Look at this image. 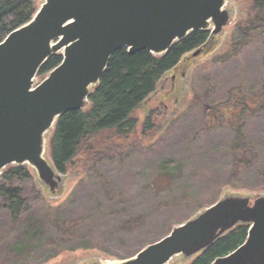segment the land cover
Instances as JSON below:
<instances>
[{
	"label": "rangeland",
	"instance_id": "1",
	"mask_svg": "<svg viewBox=\"0 0 264 264\" xmlns=\"http://www.w3.org/2000/svg\"><path fill=\"white\" fill-rule=\"evenodd\" d=\"M32 1L38 8L44 0ZM223 8L229 22L197 55L184 54L162 75L132 112L134 130L91 136L64 173L54 169L61 176L55 193L25 164V215L37 216L43 233L22 244L25 256L13 258L10 247L22 228L0 209V264L122 261L227 194L264 195V110L249 112L240 126L228 118L235 102L264 101V22L249 21L256 17L250 0H225ZM204 106L220 111L215 120L204 116ZM50 136L44 157L52 164ZM238 146L249 161L235 172ZM64 229L69 236L58 242ZM194 257L178 254L166 264Z\"/></svg>",
	"mask_w": 264,
	"mask_h": 264
},
{
	"label": "water",
	"instance_id": "2",
	"mask_svg": "<svg viewBox=\"0 0 264 264\" xmlns=\"http://www.w3.org/2000/svg\"><path fill=\"white\" fill-rule=\"evenodd\" d=\"M225 0H44L31 19L0 41V173L28 164L55 193L61 176L44 157L46 133L59 116L83 109L112 54L148 50L165 54L195 31L219 33L230 14ZM211 29V30H210ZM61 62L38 83L41 66ZM199 50L193 52L197 55ZM244 242L210 264H264V195L228 194L173 227L125 260L94 264H166L196 255L238 224Z\"/></svg>",
	"mask_w": 264,
	"mask_h": 264
},
{
	"label": "trees",
	"instance_id": "3",
	"mask_svg": "<svg viewBox=\"0 0 264 264\" xmlns=\"http://www.w3.org/2000/svg\"><path fill=\"white\" fill-rule=\"evenodd\" d=\"M32 0H0V41L12 30L28 22L36 11ZM249 11L256 17L249 21L264 22V0H250ZM247 22H241L247 29ZM264 26V24H263ZM244 36H247L246 33ZM207 31H195L184 39L172 44L162 55H154L148 50L129 53L127 48L116 50L109 59L106 70L88 96V106L70 110L59 116L48 141L49 157L54 168L64 173L71 160L78 154L83 143L91 136L105 131L129 133L134 130L131 114L156 87L162 75L175 68L182 56L204 46L208 40ZM62 60L60 54L51 56L39 69L38 75H46ZM252 107L239 101L233 104L236 111L228 118L237 117L240 126L250 113L264 110V101ZM204 116L216 119L217 109L204 106ZM240 158H236V170L248 163L244 146H238ZM234 174V173H233ZM232 176V175H231ZM29 171L25 165H11L0 173V209L5 211L13 226H20L22 233L11 245L9 254L20 259L22 244L31 242L43 233V223L37 216H26L27 199L23 197V183L28 181ZM17 224V225H15ZM133 224V223H130ZM66 225V224H65ZM58 242L66 240L70 231L64 229ZM248 226L238 224L225 232L216 241L195 255L189 264H210L216 257L224 256L241 245L246 239ZM140 250V249H139ZM138 250V251H139ZM136 251V252H138ZM135 252V253H136ZM134 253V254H135Z\"/></svg>",
	"mask_w": 264,
	"mask_h": 264
}]
</instances>
